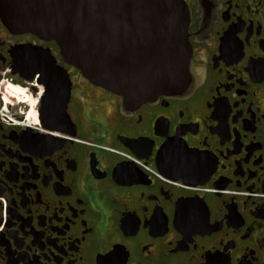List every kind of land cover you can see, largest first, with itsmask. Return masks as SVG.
I'll list each match as a JSON object with an SVG mask.
<instances>
[{
  "label": "flooded vegetation",
  "instance_id": "obj_1",
  "mask_svg": "<svg viewBox=\"0 0 264 264\" xmlns=\"http://www.w3.org/2000/svg\"><path fill=\"white\" fill-rule=\"evenodd\" d=\"M12 1L0 264H264V0H182L187 82L141 104L92 85L53 39L10 29Z\"/></svg>",
  "mask_w": 264,
  "mask_h": 264
},
{
  "label": "water",
  "instance_id": "obj_2",
  "mask_svg": "<svg viewBox=\"0 0 264 264\" xmlns=\"http://www.w3.org/2000/svg\"><path fill=\"white\" fill-rule=\"evenodd\" d=\"M10 4L15 12L7 19L10 29L53 39L64 61L83 78L129 104L179 91L187 82L191 50L182 0H16ZM54 72L51 79L57 78Z\"/></svg>",
  "mask_w": 264,
  "mask_h": 264
},
{
  "label": "bare ground",
  "instance_id": "obj_3",
  "mask_svg": "<svg viewBox=\"0 0 264 264\" xmlns=\"http://www.w3.org/2000/svg\"><path fill=\"white\" fill-rule=\"evenodd\" d=\"M9 87V86H8ZM9 88L14 89V91L11 94H24L23 89L19 88V87H12L10 86ZM23 91V92H22ZM9 92H11V90H9Z\"/></svg>",
  "mask_w": 264,
  "mask_h": 264
},
{
  "label": "rangeland",
  "instance_id": "obj_4",
  "mask_svg": "<svg viewBox=\"0 0 264 264\" xmlns=\"http://www.w3.org/2000/svg\"><path fill=\"white\" fill-rule=\"evenodd\" d=\"M21 89H22V88H21ZM9 90H11V92H10V93H12V92L14 91V89H12V88H8V91H9ZM23 91H25V90L23 89ZM23 91H22V92H23ZM24 94H29V93L25 91V93H24Z\"/></svg>",
  "mask_w": 264,
  "mask_h": 264
}]
</instances>
